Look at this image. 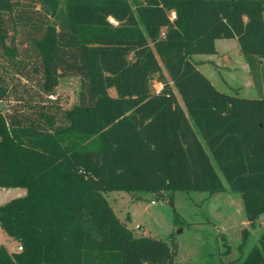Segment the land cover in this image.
<instances>
[{"label":"trees","instance_id":"trees-1","mask_svg":"<svg viewBox=\"0 0 264 264\" xmlns=\"http://www.w3.org/2000/svg\"><path fill=\"white\" fill-rule=\"evenodd\" d=\"M263 13L264 0H0V187L26 189L0 205L21 247H0V264H264V228L243 259L177 262L173 238L135 235L102 194L228 188L255 223ZM216 39L236 41L257 98L198 69L193 55L216 53ZM63 76L80 82L70 108Z\"/></svg>","mask_w":264,"mask_h":264},{"label":"rangeland","instance_id":"rangeland-1","mask_svg":"<svg viewBox=\"0 0 264 264\" xmlns=\"http://www.w3.org/2000/svg\"><path fill=\"white\" fill-rule=\"evenodd\" d=\"M215 47L214 54L193 55L198 69L221 92L240 97L258 96L254 86L250 87V83H253L236 41L216 39ZM79 85L76 76H63L59 79L57 92L65 108L78 102ZM152 87L159 91L161 84L154 79ZM109 93L115 94L113 89ZM6 105V102H0V109ZM25 193L24 187H0V205ZM102 194L119 219L135 235L143 234L165 241L173 238L177 262H227L243 259L253 246L258 245L262 232L264 211L250 225L240 194L228 188L211 195L204 191L180 190L166 192L163 197L144 191H104ZM245 228L248 234L244 238ZM0 247L6 251L17 250L16 242L4 235L1 228Z\"/></svg>","mask_w":264,"mask_h":264},{"label":"crops","instance_id":"crops-1","mask_svg":"<svg viewBox=\"0 0 264 264\" xmlns=\"http://www.w3.org/2000/svg\"><path fill=\"white\" fill-rule=\"evenodd\" d=\"M208 55V54H207ZM198 56H201L200 54L198 55ZM250 87H253V85L250 83ZM254 89V88H253ZM255 90V89H254ZM238 97H240V96H238ZM258 96H246V98H257ZM137 198L139 197V196H136ZM261 226H262V230H263V228H264V222H261Z\"/></svg>","mask_w":264,"mask_h":264},{"label":"built area","instance_id":"built-area-1","mask_svg":"<svg viewBox=\"0 0 264 264\" xmlns=\"http://www.w3.org/2000/svg\"><path fill=\"white\" fill-rule=\"evenodd\" d=\"M110 21H111V19H110ZM17 249H18V250H20V249H21V247H20V246H18V247H17Z\"/></svg>","mask_w":264,"mask_h":264}]
</instances>
